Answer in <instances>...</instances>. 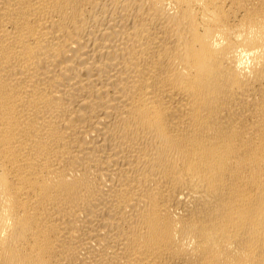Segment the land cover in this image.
I'll return each mask as SVG.
<instances>
[{
    "label": "bare ground",
    "instance_id": "obj_1",
    "mask_svg": "<svg viewBox=\"0 0 264 264\" xmlns=\"http://www.w3.org/2000/svg\"><path fill=\"white\" fill-rule=\"evenodd\" d=\"M0 264H264V0H0Z\"/></svg>",
    "mask_w": 264,
    "mask_h": 264
}]
</instances>
